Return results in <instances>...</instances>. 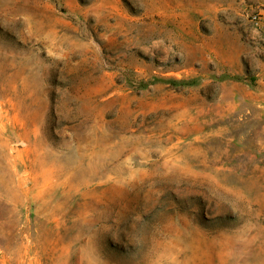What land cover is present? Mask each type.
Masks as SVG:
<instances>
[{
    "label": "rangeland",
    "instance_id": "obj_1",
    "mask_svg": "<svg viewBox=\"0 0 264 264\" xmlns=\"http://www.w3.org/2000/svg\"><path fill=\"white\" fill-rule=\"evenodd\" d=\"M0 264H264V0H0Z\"/></svg>",
    "mask_w": 264,
    "mask_h": 264
}]
</instances>
